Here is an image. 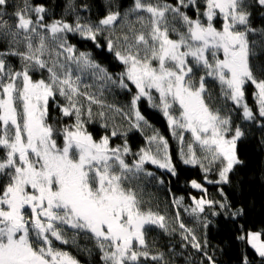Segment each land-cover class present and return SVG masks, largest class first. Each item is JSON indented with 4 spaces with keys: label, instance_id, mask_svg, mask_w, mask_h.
I'll use <instances>...</instances> for the list:
<instances>
[{
    "label": "snow or ice",
    "instance_id": "1",
    "mask_svg": "<svg viewBox=\"0 0 264 264\" xmlns=\"http://www.w3.org/2000/svg\"><path fill=\"white\" fill-rule=\"evenodd\" d=\"M61 7L57 18L46 0H0V264H80L55 242L79 247L81 236L92 243L82 251H97L101 264H175V257L193 264L175 245L167 254L152 251L150 230L172 236L177 229L165 215L145 210L134 186L142 177L155 178L146 163L178 176L168 140L156 130L133 153L127 132L114 128L96 140L85 126L95 104L113 108L128 131L143 132L151 127L139 108L145 99L179 141L181 162L203 174L204 183L189 181L201 193L191 197V213L200 217L207 210L230 224L244 248L240 264H251L248 248L264 264V227H249L245 206L228 191L244 182L238 146L257 131L264 146V0H131L127 7L102 0L103 14L95 17V0H62ZM70 37L106 50L123 71L109 73ZM85 74L102 87L132 93L127 111L89 93ZM209 80L230 110L216 106ZM248 85L255 110L245 98ZM50 101L59 112L52 123ZM185 132L191 135L186 148ZM120 135L123 142L113 146ZM129 155L136 157L132 163ZM205 184L216 187L218 198ZM182 201L173 199L178 207ZM175 223L181 249H194L197 264H218L207 231L212 220H199L202 237L179 211Z\"/></svg>",
    "mask_w": 264,
    "mask_h": 264
},
{
    "label": "trees",
    "instance_id": "2",
    "mask_svg": "<svg viewBox=\"0 0 264 264\" xmlns=\"http://www.w3.org/2000/svg\"><path fill=\"white\" fill-rule=\"evenodd\" d=\"M36 2H42V0H36ZM49 7L55 17H59L62 14V0H46ZM124 6L127 7L131 0H122ZM96 8L94 9V17L103 14L102 0H95ZM11 11V9H9ZM189 14L192 15V11L189 10ZM7 18V17H6ZM257 24H259V16H257ZM220 26V22L217 21V27ZM175 38V37H173ZM70 42L76 44L77 48L81 51H91L93 58L101 63V65L108 69L109 73L114 76L123 71V65L114 60L111 54L106 50L95 48L91 42L82 41L78 37H70ZM46 75V74H45ZM35 79L41 78L39 74L34 75ZM83 84L92 85L88 89L89 93L95 94L104 105L113 106L114 108H123L125 111L128 109V104L131 99L132 93L125 90H121L114 86L102 87L90 74H85L83 77ZM207 87L212 93L214 100H216V106L222 107L224 111H228L232 108L231 102L225 103L219 99L220 91L219 85L212 80L207 82ZM135 89L133 88V92ZM254 91L253 86L248 85L246 88V98L250 105L255 110V99L252 95ZM61 102L63 99L60 98ZM81 103L87 107V101L81 98ZM142 115L145 116L151 127H144L143 132L132 130L128 131V121L125 120L120 114L113 111V108L104 107L99 105H92L93 117L90 121H87L86 128L94 136V138H100L103 135H110L111 131L115 128L118 132H127V140L132 152L136 153L140 148L147 146L146 137L153 134L158 130L159 134L165 136L170 143V153L172 154L173 163L177 166V177H172L167 171H162L156 165L151 163L145 164V169L155 173V178L142 177L139 181H134V186L137 188L138 194L143 201V208L145 210L151 209L154 212L165 215L168 218L170 227H175L177 232L172 236L165 235L160 229L153 228L147 233V239L152 247V251H163L168 253L169 247L175 245L176 250L183 251L185 257H191L193 264H197L199 256L195 253V250L191 247L187 249H181V237L179 234L178 224L175 223V217L177 211L180 214V220L188 227L192 228L198 237H202L204 229L202 228L199 220L204 216L212 220L213 223L208 228V238L211 241V247L215 249V258L218 264H240L241 255L244 251L243 246L239 241H236L232 237L233 229L230 224L223 221L222 218L211 217L210 212L206 210L205 213L197 217L191 213V207L193 206L192 196L197 198L201 195L199 190L191 188L189 181L196 179L198 182L204 183L200 169L191 165H184L179 157V150L181 145L177 142L169 130L168 124L162 113L149 106L147 100H142L139 104ZM50 119L49 122H54V119L59 116V112L55 110L54 104L50 101ZM100 111L105 112V117L101 118L98 113ZM238 113H233V116H237ZM72 121L65 118L63 123H71ZM239 122V121H237ZM107 124V127L104 125ZM124 136L113 137L111 144L118 145L124 140ZM60 140V139H59ZM260 133L255 132V135L248 138L245 142L238 146L241 159L245 161V166L240 169V175L244 178L243 185L240 189L232 191L228 189L230 197L234 201H238L246 208V220L249 227H253L254 230L264 227V146L259 143ZM61 141V140H60ZM136 157L133 155L127 156V161L132 163ZM214 179V175L210 176ZM157 179H163L164 183H157ZM209 193L212 196H217L216 187L214 185L205 184ZM227 188V186H225ZM183 197L182 204L178 207L173 203L174 198ZM188 209V211H185ZM69 232V236H71ZM56 247L68 251L72 256L80 261V264H101L99 260V254L93 250L91 255L82 251L85 246L91 248V241L85 240L83 236L78 239L79 247L72 244L62 245L59 242H55ZM211 251V249H210ZM247 255L251 264H260L259 258L255 255L253 250L248 248ZM167 258V256H166ZM175 264H185L183 257H175Z\"/></svg>",
    "mask_w": 264,
    "mask_h": 264
},
{
    "label": "rangeland",
    "instance_id": "3",
    "mask_svg": "<svg viewBox=\"0 0 264 264\" xmlns=\"http://www.w3.org/2000/svg\"><path fill=\"white\" fill-rule=\"evenodd\" d=\"M35 79V78H34ZM153 95L154 96H156L157 94L154 92L153 93ZM246 98V97H245ZM246 101H247V103L249 104V106L250 107H252L251 105H250V103L248 102V100H247V98H246ZM174 114H178L177 112H174ZM170 130V129H169ZM171 132V131H170ZM104 136V135H103ZM184 136H185V148H186V145H187V143L188 142H190L191 141V135H190V133H187V132H185L184 133ZM94 137V136H93ZM165 137V136H164ZM94 139H96V140H99L100 138H94ZM165 139H167L166 137H165ZM177 142L179 143V141L177 140ZM58 143H61V141L58 139ZM169 144V152H170V143H168ZM113 145V144H112ZM179 145H180V143H179ZM114 146V145H113ZM197 151H198V154H199V149H197ZM171 154V153H170ZM171 156H172V154H171ZM126 159H127V157H126ZM162 171H163V169H161ZM164 171H166V170H164Z\"/></svg>",
    "mask_w": 264,
    "mask_h": 264
}]
</instances>
